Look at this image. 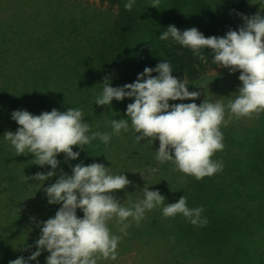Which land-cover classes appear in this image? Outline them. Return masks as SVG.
Masks as SVG:
<instances>
[{"label":"trees","instance_id":"obj_1","mask_svg":"<svg viewBox=\"0 0 264 264\" xmlns=\"http://www.w3.org/2000/svg\"><path fill=\"white\" fill-rule=\"evenodd\" d=\"M24 1L0 0V264H9L20 256L27 259L36 251L35 242L42 227L39 222L54 217L61 207L49 204L44 191L59 178L61 170L71 175L76 164L93 162L103 163L111 174H125L132 181L125 189L112 193L124 206L143 199L146 186L159 190L165 197L163 205L145 212L139 225L133 221L127 235L120 233L114 223L109 224L114 234L122 236L117 254L133 252L134 259L138 255L162 264H264V112L247 117L248 120L233 117L226 127L221 126L224 148L212 159L221 162L223 169L201 180L182 173L172 162L159 163L155 158L159 140L137 143L135 137L139 133L132 129L130 120L128 131L113 134L108 144L99 138L92 140L89 152L81 151L77 159L66 160L65 154L60 153L57 174L45 181L25 177L53 171L51 166L33 164L31 153L16 155L14 147L4 138L6 131L15 132L19 127L11 114L24 110L18 94L22 88L30 90L31 81H37L38 88L24 104L26 110L34 115L53 108L65 111L42 98L53 90L55 75L61 85L67 88L70 84L76 91L74 98L70 90L65 93L62 106L82 109L91 133H111L109 121L128 119L127 105L134 102V98L125 97L122 101L113 99L111 105H97L95 99L103 90L104 79L108 78L113 87L133 83L145 67L155 68L160 61L170 63L172 75L186 80L189 91L218 92L217 100L224 99L227 105L242 84L238 79L240 72L230 73L223 67L217 73L205 75L207 85L203 88L198 82L201 72L218 67L213 63V52L202 49L206 59L201 61L191 49L171 38L160 40L159 36L169 25L181 31L196 27L206 37L224 36L230 29L241 27L239 19L249 0H212L214 7L207 0H160L159 8L147 12L136 2L127 11L126 0H103L110 6L116 2V11L107 16L98 31L94 30L96 34L90 42L96 47L88 55L89 36L83 13L76 16L67 7L59 11L54 5L53 8L31 5V10H27ZM28 13L34 16L27 17ZM39 44L47 48L46 59L43 55L34 58L39 54ZM48 59L62 69L55 74L52 68L48 70L45 65ZM34 62L46 71L32 73ZM56 88L60 92L58 85ZM201 95L195 101L169 103L199 105ZM153 168L158 171L151 172ZM182 195L187 198L189 208L203 206L201 218L206 219L205 225L194 226L182 214L163 216V207L177 202ZM77 215L82 218V210L77 209ZM49 254L44 250L29 264H46Z\"/></svg>","mask_w":264,"mask_h":264},{"label":"clouds","instance_id":"obj_2","mask_svg":"<svg viewBox=\"0 0 264 264\" xmlns=\"http://www.w3.org/2000/svg\"><path fill=\"white\" fill-rule=\"evenodd\" d=\"M134 4L135 0H128L125 10L131 11ZM159 4L160 0H152L150 5L159 8ZM241 15L243 25L238 30L230 29L224 36L206 37L196 27L181 31L175 25H169L159 36L160 40L171 38L191 49L201 61L206 59L202 49H210L214 64L228 68L230 73L240 72L238 79L242 84L227 105L220 100L210 102L207 99L199 105L195 102L170 104V100L195 101L201 92L189 91L186 80L172 75L170 63L160 61L155 68L145 67L133 83L113 87L108 78L104 79L103 90L95 99L97 105H111L113 99L134 98L126 108L128 119L109 121L111 133L92 132L89 135L90 124L84 121L83 110L79 108L71 107L64 112L53 108L39 115L28 110H14L11 119L19 127L15 132L6 131L5 140L14 147L16 155L31 153L33 164L49 165L53 169L25 179L45 181L55 176L60 153L65 154L66 160L77 159L80 152L73 151V146L84 150L97 138L108 144L113 134L128 131L129 120L135 133H139L135 137L137 143L159 140L155 157L159 163L172 162L176 169L197 180L222 171L223 164L212 159L224 148L221 126L226 127L233 117L240 119L264 112V15L260 12ZM153 72L158 75L153 76ZM200 86L205 88V85ZM150 171L155 173L158 169ZM131 183L125 174L113 175L109 167L98 162L78 163L72 167L71 175L61 170L59 178L44 189L48 203L61 204V207L54 217L39 222L38 226L42 227L35 242L36 251L27 259L20 256L9 264H29L44 250L50 253L46 264H98L102 260H115L122 236L114 234L109 224L114 223L120 233L127 235L133 221L139 225L146 211L165 201L159 190H149L146 186L143 199L122 205L112 193ZM77 209L82 210V218L77 215ZM202 212L203 206L189 208L184 195L162 209L164 217L182 214L194 226L207 223L201 218Z\"/></svg>","mask_w":264,"mask_h":264},{"label":"rangeland","instance_id":"obj_3","mask_svg":"<svg viewBox=\"0 0 264 264\" xmlns=\"http://www.w3.org/2000/svg\"><path fill=\"white\" fill-rule=\"evenodd\" d=\"M211 7L216 6L212 0H207ZM225 1V0H222ZM126 2H128V0H126ZM135 2L138 4L139 7H141L142 10H145L146 12L149 11L150 9L153 8V6H151L150 4L152 3V0H135ZM24 5H26V9L27 10H31V5L34 6H46L47 8H53L51 7V5H54L55 7L59 8V11H63V8H68V11L71 12L73 11L75 13L76 16H80L83 13V18H85L87 20V34L89 37H87V55L90 53V49H94L96 47V44H93L90 42V40L92 38L95 37L94 30L100 29V24L102 22L107 21V16L112 15V13L114 11H116V2L114 4V6H110L109 3L107 1H103V0H25L24 1ZM248 5L246 6V8L242 11L241 14L245 15V16H252L254 14H256L257 12H260L261 15H264V10H262L261 8H264V3H260V0H249L248 1ZM23 5V3L21 4H16V6H21ZM45 8V7H43ZM66 8V9H67ZM42 9V8H41ZM111 13V14H110ZM64 15V14H63ZM27 17H31L34 16L33 13H28L26 15ZM240 26L243 25L244 20L242 18V15L240 16ZM34 21V20H33ZM39 23L38 20H36V24ZM97 27V29H96ZM43 33V32H41ZM38 51L39 54H37L36 56H34V58L39 57L41 55H43V58L46 59V56L44 55L45 51L47 50V48H41V45H38ZM42 57H40V60H43ZM54 61H52V59H48L45 62V65L47 66V69L50 70L52 68L53 73H57L59 72L62 68L59 66H56L55 63H53ZM221 69H223V67H217L214 69H206L203 70L201 72V74L198 77V82H199V86L200 85H207V81H205L206 77L205 75H209V74H213V73H217L218 71H220ZM31 70L32 73H39L42 74L46 71V68L42 67V65H40L38 62H34V65L31 66ZM65 70L67 72H69L70 68L69 66H66ZM64 74H68V73H64ZM59 76L55 75L53 76L55 83L52 84L53 90L50 92L49 95L47 96H42V98L44 99V101H51V105L59 108L62 107V109H64L65 111H67L69 108H71L72 106L66 105V106H62L65 101H66V96L65 93L70 90V96L71 97H75L76 95V91H74V89H72V85L69 84V86L66 88V86H63L60 84L59 82ZM57 85L60 88V92L58 90ZM38 88V83L37 81H31L30 83V90L27 89H20L19 91V103L20 105L24 107V110H26V107L24 106V104L28 101H30L33 96L36 93V90ZM201 98H200V103H202L204 101V99L209 100L210 102H215L217 101L216 96L219 94L218 92L210 91L207 90L206 93H202L201 92ZM218 100L220 101H224V99L219 98ZM43 101V102H44ZM227 114H226V119H227ZM243 119H247V117H242ZM91 133V129L89 134ZM89 146L86 145L84 150H81L79 148V146H73V151H79L81 153V151H85V152H89ZM140 172H137V174H139ZM149 258H144L141 259L138 255L136 256V258H133V252H125L122 254H117V257L115 260H107L106 264H162V262H156L155 259H152V261L148 260Z\"/></svg>","mask_w":264,"mask_h":264}]
</instances>
